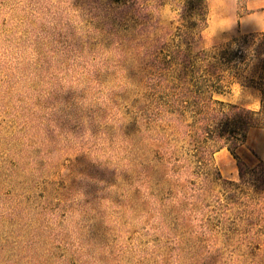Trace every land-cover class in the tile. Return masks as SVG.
Masks as SVG:
<instances>
[{"label":"rangeland","instance_id":"rangeland-1","mask_svg":"<svg viewBox=\"0 0 264 264\" xmlns=\"http://www.w3.org/2000/svg\"><path fill=\"white\" fill-rule=\"evenodd\" d=\"M123 3L0 0V264H256L264 210L252 225L218 217L234 158L221 149L197 169L178 132L148 124L162 99L150 66L178 10L151 0L140 19ZM205 4L193 54L244 35L249 50L264 44V0ZM225 91L215 98L259 104L254 89ZM235 153L264 162V130Z\"/></svg>","mask_w":264,"mask_h":264},{"label":"trees","instance_id":"trees-1","mask_svg":"<svg viewBox=\"0 0 264 264\" xmlns=\"http://www.w3.org/2000/svg\"><path fill=\"white\" fill-rule=\"evenodd\" d=\"M123 1L124 10L142 19L151 0ZM163 1L178 10L180 24L170 42L160 43L165 53L162 52L150 66L149 85L162 99L160 104L152 100L145 106L148 124L155 127L161 122L172 132H178V138L191 152L190 162L200 170L211 164L216 151L226 149L236 161L239 183L224 181L226 189L218 217L225 221L233 212L237 221L243 213L245 218L242 219L252 225L258 213L264 210V162L248 167L235 152L245 144L248 131L264 130V44L249 50L245 47L247 39L254 35H244L193 54L191 46L195 38L207 27L205 0ZM252 61L257 66L254 67ZM234 84L258 91L260 101L256 108L230 105L215 98L225 94V88ZM214 172L220 178L216 169ZM240 184L250 189V195L241 190ZM240 204L244 207L242 212L235 208ZM261 260L264 256L252 262L258 264Z\"/></svg>","mask_w":264,"mask_h":264}]
</instances>
